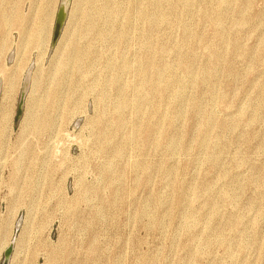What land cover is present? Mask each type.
<instances>
[{
    "label": "rangeland",
    "instance_id": "1",
    "mask_svg": "<svg viewBox=\"0 0 264 264\" xmlns=\"http://www.w3.org/2000/svg\"><path fill=\"white\" fill-rule=\"evenodd\" d=\"M37 2L0 33V264H264V0H69L55 44Z\"/></svg>",
    "mask_w": 264,
    "mask_h": 264
},
{
    "label": "bare ground",
    "instance_id": "2",
    "mask_svg": "<svg viewBox=\"0 0 264 264\" xmlns=\"http://www.w3.org/2000/svg\"><path fill=\"white\" fill-rule=\"evenodd\" d=\"M25 0H2L0 2V33H4L3 30H5V26H14L20 31H26L25 28H23L22 24L24 20L26 19V15L20 13L21 6ZM26 1H35V0H26ZM38 6L36 8H33V10L29 11V14L27 13V18H30L31 14H37L38 15V25L34 28L29 30L30 33L27 35L28 39H42L43 36V30H44V24L48 21L50 17L57 19L56 10L60 5H65L68 0H38ZM136 1V0H135ZM9 2L11 4V9L9 10L6 6V3ZM34 7V6H33ZM59 10V9H58ZM34 19V18H33ZM56 23V22H55ZM60 38V37H59ZM58 38V40H59ZM57 40V41H58ZM27 44V42H26ZM79 44L73 43L71 47V52L69 54V59L66 62H63L59 65V71L58 73L63 74L68 68V64L72 61H78L80 58L84 57L81 56L79 53ZM0 75L3 78H7V73L5 69H2L0 66ZM62 76V75H61ZM28 78V77H27ZM26 78V79H27ZM14 79V78H13ZM8 84L12 85L14 82L11 81V77L8 79ZM13 82V83H12ZM26 86V84H25ZM26 87H24L25 89ZM7 92V90H6ZM7 249V248H6ZM5 252V251H4ZM4 255V254H3Z\"/></svg>",
    "mask_w": 264,
    "mask_h": 264
},
{
    "label": "water",
    "instance_id": "3",
    "mask_svg": "<svg viewBox=\"0 0 264 264\" xmlns=\"http://www.w3.org/2000/svg\"><path fill=\"white\" fill-rule=\"evenodd\" d=\"M68 2H69V0H68ZM68 2L65 5H60V8L58 10L57 19H56L55 28H54V33H53V38H52V44H55L57 42L58 38L60 37V35L62 33L64 23H65V19H66ZM22 103H23V99L21 100V104ZM20 111L21 110H19L18 113H20ZM12 252H13V247L9 246L4 252V261L1 264H9V259L12 255Z\"/></svg>",
    "mask_w": 264,
    "mask_h": 264
}]
</instances>
